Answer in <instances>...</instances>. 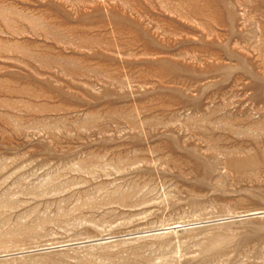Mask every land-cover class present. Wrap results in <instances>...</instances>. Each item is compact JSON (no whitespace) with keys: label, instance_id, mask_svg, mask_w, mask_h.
Listing matches in <instances>:
<instances>
[{"label":"rangeland","instance_id":"1","mask_svg":"<svg viewBox=\"0 0 264 264\" xmlns=\"http://www.w3.org/2000/svg\"><path fill=\"white\" fill-rule=\"evenodd\" d=\"M0 264H264V0H0Z\"/></svg>","mask_w":264,"mask_h":264}]
</instances>
